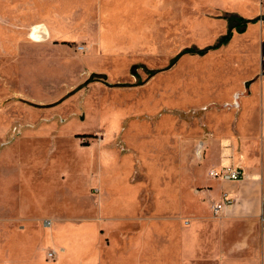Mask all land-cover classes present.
Returning <instances> with one entry per match:
<instances>
[{
	"label": "rangeland",
	"instance_id": "rangeland-1",
	"mask_svg": "<svg viewBox=\"0 0 264 264\" xmlns=\"http://www.w3.org/2000/svg\"><path fill=\"white\" fill-rule=\"evenodd\" d=\"M225 12L264 0H0V264L118 258L141 237L150 264H264V22L173 61ZM215 137L253 149L219 195Z\"/></svg>",
	"mask_w": 264,
	"mask_h": 264
},
{
	"label": "crops",
	"instance_id": "crops-1",
	"mask_svg": "<svg viewBox=\"0 0 264 264\" xmlns=\"http://www.w3.org/2000/svg\"><path fill=\"white\" fill-rule=\"evenodd\" d=\"M251 145H248L243 143L241 148L239 150L236 149L235 145L231 146L229 143H227L224 138L222 137H215L211 140V147L208 153V161L212 164V168L216 167L219 168L221 165H226V166H241L245 170V177L240 179L244 180L249 176L253 175L251 172L250 168L251 165H249V162L252 160V152L253 149L250 147ZM242 158V159H241ZM244 158V159H243ZM248 173V174H247ZM251 177H249L250 179ZM252 179V178H251ZM220 180V179H219ZM232 181L236 180H224L222 184V189L219 191H214L216 195H219L223 189H232L234 188V185ZM257 179H253L254 185L257 184ZM232 196V193H230ZM239 197H245L247 198L249 194L246 193H238ZM222 197L220 198L219 201H221ZM229 206V205H228ZM226 210L228 213H234V206L228 207ZM225 207V208H226ZM224 208V209H225ZM238 214H243L244 211H236ZM152 239V238H150ZM149 241L148 237L146 238H137L135 241V245L133 248H130L132 252H126L122 253L118 256V258H114L112 255L109 256V258L104 259L101 256L100 248L96 246L94 243V250L93 252L88 254V257H86L85 261L84 258L82 257H76V256H70L66 258L65 261L61 264H130L131 260L134 261V264H142V258H143V250L144 247L146 249L145 253L147 255V262L148 264L151 263L153 256L156 254L153 253V248L151 245L147 244ZM87 244V243H86ZM88 245V244H87ZM89 250V249H88ZM110 252V250H109ZM88 253V252H87ZM150 260V261H149Z\"/></svg>",
	"mask_w": 264,
	"mask_h": 264
},
{
	"label": "trees",
	"instance_id": "trees-1",
	"mask_svg": "<svg viewBox=\"0 0 264 264\" xmlns=\"http://www.w3.org/2000/svg\"><path fill=\"white\" fill-rule=\"evenodd\" d=\"M221 17L227 19V21L229 23L228 31L225 34L218 37L217 40L213 44H210V45L203 47V48H199L197 46L185 47L174 57L173 61H175L181 55L186 54V53L205 54L209 50L219 48L220 46L228 43L230 41V39L232 38L234 29L240 33L244 32L246 30L248 19H246L245 17H243L237 13H230V12H225L223 15H221ZM150 72H151V74H154V73H156V70H151ZM93 76H98V77H103V78L105 77L104 74L103 75L102 74H93ZM92 77L90 79H88L86 81V83L93 81L94 79H92Z\"/></svg>",
	"mask_w": 264,
	"mask_h": 264
},
{
	"label": "built area",
	"instance_id": "built-area-1",
	"mask_svg": "<svg viewBox=\"0 0 264 264\" xmlns=\"http://www.w3.org/2000/svg\"><path fill=\"white\" fill-rule=\"evenodd\" d=\"M234 106H238L239 103L237 99L233 102ZM209 174L213 178L221 179V180H240L245 177V170L241 166H226L221 165L219 168H211ZM231 195L228 192H224L222 194L221 201L215 203L214 207L219 210H223L226 206H228L231 202ZM55 251H50L48 253L49 257H55Z\"/></svg>",
	"mask_w": 264,
	"mask_h": 264
},
{
	"label": "water",
	"instance_id": "water-1",
	"mask_svg": "<svg viewBox=\"0 0 264 264\" xmlns=\"http://www.w3.org/2000/svg\"><path fill=\"white\" fill-rule=\"evenodd\" d=\"M256 20L264 21V16H259V17H256V18H249L248 22H253V21H256Z\"/></svg>",
	"mask_w": 264,
	"mask_h": 264
},
{
	"label": "bare ground",
	"instance_id": "bare-ground-1",
	"mask_svg": "<svg viewBox=\"0 0 264 264\" xmlns=\"http://www.w3.org/2000/svg\"><path fill=\"white\" fill-rule=\"evenodd\" d=\"M240 6V5H239ZM244 11V10H243ZM108 31V30H107ZM45 34H47L46 32H45ZM113 121V120H112ZM106 123V122H105ZM110 177V176H109ZM61 227V226H60ZM53 235H55V234H53ZM57 236V235H56ZM59 240V239H58Z\"/></svg>",
	"mask_w": 264,
	"mask_h": 264
}]
</instances>
